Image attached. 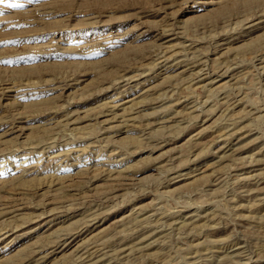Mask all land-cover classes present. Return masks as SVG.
<instances>
[{
    "label": "rangeland",
    "instance_id": "obj_1",
    "mask_svg": "<svg viewBox=\"0 0 264 264\" xmlns=\"http://www.w3.org/2000/svg\"><path fill=\"white\" fill-rule=\"evenodd\" d=\"M0 264H264V0H0Z\"/></svg>",
    "mask_w": 264,
    "mask_h": 264
},
{
    "label": "bare ground",
    "instance_id": "obj_2",
    "mask_svg": "<svg viewBox=\"0 0 264 264\" xmlns=\"http://www.w3.org/2000/svg\"><path fill=\"white\" fill-rule=\"evenodd\" d=\"M206 74V73H205ZM200 77V76H199ZM188 175V174H187ZM182 222V221H181ZM122 250V249H121ZM90 252V251H89ZM122 256V255H121ZM93 258V257H92ZM82 260H84V259H82ZM92 260V259H91ZM89 263V262H88Z\"/></svg>",
    "mask_w": 264,
    "mask_h": 264
}]
</instances>
